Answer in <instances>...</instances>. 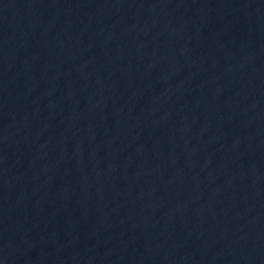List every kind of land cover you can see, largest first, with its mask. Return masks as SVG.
<instances>
[{
	"label": "water",
	"instance_id": "water-1",
	"mask_svg": "<svg viewBox=\"0 0 264 264\" xmlns=\"http://www.w3.org/2000/svg\"><path fill=\"white\" fill-rule=\"evenodd\" d=\"M0 264H264V0H0Z\"/></svg>",
	"mask_w": 264,
	"mask_h": 264
}]
</instances>
